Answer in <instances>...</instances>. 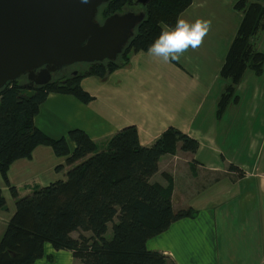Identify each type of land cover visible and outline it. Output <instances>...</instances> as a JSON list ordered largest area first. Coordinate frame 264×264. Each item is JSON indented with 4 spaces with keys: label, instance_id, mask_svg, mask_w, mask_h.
<instances>
[{
    "label": "crops",
    "instance_id": "1",
    "mask_svg": "<svg viewBox=\"0 0 264 264\" xmlns=\"http://www.w3.org/2000/svg\"><path fill=\"white\" fill-rule=\"evenodd\" d=\"M233 2L191 0L179 12L177 17L189 22H211L202 45L189 48L179 60L165 63L150 56L148 48L131 51L125 65L81 78L92 96L89 101L50 91L34 116L36 126L51 137L79 127L101 144L122 126L135 124L143 145L171 125L198 140L195 151L162 154L150 177L163 186L171 183L174 210H195L147 240L148 249L167 256L166 264H264V115L257 112L264 107L258 100L239 98L220 114L216 111L225 84L219 70L241 19ZM257 33L253 44L264 51ZM244 72L236 91L242 83L251 84L258 95L259 80L248 84ZM259 75L264 77V68ZM68 145L72 149L74 141L68 139ZM70 166L45 144L37 145L30 157L12 161L8 183L0 174L6 200L0 209V239L15 209L9 186L24 196L65 179ZM44 250L52 259L43 256L31 264H82L69 250H55L48 243Z\"/></svg>",
    "mask_w": 264,
    "mask_h": 264
},
{
    "label": "trees",
    "instance_id": "2",
    "mask_svg": "<svg viewBox=\"0 0 264 264\" xmlns=\"http://www.w3.org/2000/svg\"><path fill=\"white\" fill-rule=\"evenodd\" d=\"M190 2L148 0L143 18L117 57L94 61L80 75L32 86L15 78L0 87V174L5 183L12 161L30 157L39 144L49 145L71 165L65 179L27 195L19 196L9 186L15 209L0 239V264H31L43 256L51 260L45 254L46 243L55 250L71 251L82 264H166L167 256L148 249L147 240L172 221L193 216L195 210H174L171 183L163 186L150 177L158 170L162 154L178 148L195 151L198 140L171 125L151 144L143 145L135 124L122 126L101 144L79 127L66 136L51 137L36 126L34 116L50 91L89 101L92 96L80 83L84 75H105L125 65L131 51L149 48L160 35L161 22L174 26ZM132 4L133 0H105L101 18ZM233 7L241 12V19L219 70L225 84L217 100L218 114L238 99L236 85L245 69L259 74L264 63V51L252 40L264 29V0H234ZM68 139L74 141L72 149ZM5 204L0 190V209ZM109 223L112 234L107 237Z\"/></svg>",
    "mask_w": 264,
    "mask_h": 264
},
{
    "label": "water",
    "instance_id": "3",
    "mask_svg": "<svg viewBox=\"0 0 264 264\" xmlns=\"http://www.w3.org/2000/svg\"><path fill=\"white\" fill-rule=\"evenodd\" d=\"M105 0H0V87L27 74V84L48 83L51 71L77 61L113 60L145 14L140 7L102 20ZM72 70L71 74H75Z\"/></svg>",
    "mask_w": 264,
    "mask_h": 264
},
{
    "label": "clouds",
    "instance_id": "4",
    "mask_svg": "<svg viewBox=\"0 0 264 264\" xmlns=\"http://www.w3.org/2000/svg\"><path fill=\"white\" fill-rule=\"evenodd\" d=\"M160 27V35L149 46L148 54L168 63L179 60L189 48L195 50L200 47L211 22L200 18L189 22L177 17L174 26L161 22Z\"/></svg>",
    "mask_w": 264,
    "mask_h": 264
},
{
    "label": "rangeland",
    "instance_id": "5",
    "mask_svg": "<svg viewBox=\"0 0 264 264\" xmlns=\"http://www.w3.org/2000/svg\"><path fill=\"white\" fill-rule=\"evenodd\" d=\"M103 5H104V1L101 2L100 5L97 8L96 18L98 20H102V18H101V11L100 10L102 9ZM127 7H129V6H127ZM133 9L136 10V9H138V7L137 8L134 7ZM257 34H258L257 35V38H261V36H262V39L264 40V29L263 30H259ZM76 68L79 69V70H83L84 72L87 71V70H85L86 69V63L85 62H80V63L79 62H76V63H73V64H69L66 67V72L68 70H70V69H76ZM263 68H264V63H263ZM244 73L246 74L245 75L246 76V79L245 80H246V82L248 84H250V82L254 83L255 80H259L260 85H259V87L257 86L258 89H259V92H257L258 95H256L255 93L252 92L253 86L251 84L248 87H245L246 84L245 83H242L240 85V87L238 88V90L236 91V93L239 95L238 96V99L240 98L239 101H245V103L246 102L253 103V102H255V101L258 100V102L260 103L261 107H264V77H263V75H259V74L255 73V71L253 69H251L250 67H247L245 69V72ZM89 75H91V74H89ZM19 79L25 80V76H22L21 75L19 77ZM212 92H214V90ZM257 112L260 115H264V109H262V108L257 109ZM236 127L240 128V125L237 124ZM237 130L239 132L240 129H237ZM241 130L243 131V127L241 128ZM178 149H180V148H178ZM111 234H112L111 224L109 223V225H108V231H107L106 235H107V237H110Z\"/></svg>",
    "mask_w": 264,
    "mask_h": 264
},
{
    "label": "flooded vegetation",
    "instance_id": "6",
    "mask_svg": "<svg viewBox=\"0 0 264 264\" xmlns=\"http://www.w3.org/2000/svg\"><path fill=\"white\" fill-rule=\"evenodd\" d=\"M139 8L140 7V4L139 3H135L134 2V0H133V4L131 5V6H129V7H126L125 9H133V8ZM137 10V9H136ZM77 62H85V61H77ZM73 63H76V62H73ZM73 63H71V64H73ZM86 63V69L85 70H87L88 68H89V66L92 64V63H94V62H85ZM69 64H67V66H68ZM66 65H63V66H61L60 68H58L57 70H55V71H51V79H50V81H53L55 78H59V80L60 81H64L65 79H66V77L67 76H77V75H80V74H82L84 71L83 70H79V69H70V70H68L67 72H66V67H67ZM72 70H76V73L75 74H71V72H72ZM21 76V75H20ZM19 76V77H20ZM22 76H25V83H27L28 82V78H27V74L26 73H23L22 74ZM18 77V78H19ZM49 81V82H50Z\"/></svg>",
    "mask_w": 264,
    "mask_h": 264
}]
</instances>
